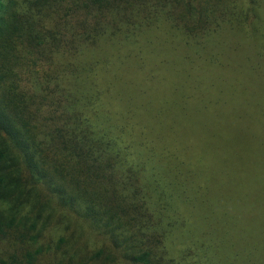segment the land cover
<instances>
[{
  "label": "trees",
  "instance_id": "1",
  "mask_svg": "<svg viewBox=\"0 0 264 264\" xmlns=\"http://www.w3.org/2000/svg\"><path fill=\"white\" fill-rule=\"evenodd\" d=\"M263 122L264 0H0V264H264Z\"/></svg>",
  "mask_w": 264,
  "mask_h": 264
},
{
  "label": "rangeland",
  "instance_id": "2",
  "mask_svg": "<svg viewBox=\"0 0 264 264\" xmlns=\"http://www.w3.org/2000/svg\"><path fill=\"white\" fill-rule=\"evenodd\" d=\"M17 1V3H19V6H31V5H34V2H36V0H15ZM5 3H7V0H4ZM39 7V5H38ZM23 9L24 8H20V7H17L16 8V11L18 12V15H20V17L18 18H23V16L21 15V13H23ZM21 13H20V12ZM44 12L42 11V8H37V9H33V12L31 13V18L35 19V21L37 20V18L40 20V16L43 14ZM46 20H42L41 23L43 25V30H45L47 27H46ZM47 22H49V18H47ZM47 26H49L47 24ZM106 48V47H105ZM168 65L165 64L163 67L160 68V72L161 74L158 75L157 72L155 70L152 69V66H148V68L144 69V72L151 78V77H156L161 83H163L164 81V84L163 87L159 88V89H164L162 91H165L166 87H175L174 84L175 82H179V85L183 86L184 84H186L187 82H189V84H191V89H196L197 90V87L199 85H203L205 82L204 80H183L180 76V78L178 77L177 79L175 78V74L173 73V71L168 67V69H165ZM124 70H127L131 73H133L135 76L136 74L138 76H142L143 73L139 72V70H135L136 68L131 66V68H123ZM182 80V81H181ZM160 85L159 84H154V87H159ZM201 89V88H200ZM161 91V90H159ZM153 92H155V90H153ZM252 119V118H251ZM145 122H151V120H148L147 118L144 120ZM163 123V125H160L162 126V129H161V132H163L161 135L162 136H172L175 134V128H167V127H171V123H172V119L171 118H161V120H159ZM264 124V122H263ZM179 126V125H178ZM181 130V129H180ZM42 184V183H41ZM21 191L23 192H26V190L23 188V189H20ZM21 192V196H25V194ZM18 196L16 195H13V197L10 199V201H7V206L5 204H3V206L5 207V212L7 213H13L15 212V210L11 209L8 204L10 202H17V204L19 205V209H20V213L21 214H26L28 213V210L29 208H32V204H33V201L34 199L31 197V196H25V197H22V198H18ZM27 199H30L27 201ZM40 202H44L43 205L45 204V196L39 198ZM39 202V201H38ZM44 212L43 208L41 209L40 211V215ZM74 230L78 229V228H74L72 227ZM72 230V231H74ZM81 232H82V229H79ZM71 232V231H70ZM62 234V233H61ZM101 240L99 238H94L92 236H86L84 238H82L81 240H78L74 243V249H76L78 252H81L82 249H84V247H88V248H91L93 251H97L100 247H101ZM71 247V246H70ZM70 247H64L62 248L61 252L64 251L65 249H68L71 251V248ZM72 257L71 255V252H68L67 256L66 257Z\"/></svg>",
  "mask_w": 264,
  "mask_h": 264
}]
</instances>
